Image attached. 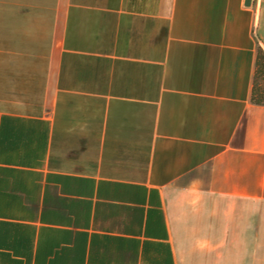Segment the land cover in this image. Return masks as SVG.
Listing matches in <instances>:
<instances>
[{
  "label": "crops",
  "instance_id": "1",
  "mask_svg": "<svg viewBox=\"0 0 264 264\" xmlns=\"http://www.w3.org/2000/svg\"><path fill=\"white\" fill-rule=\"evenodd\" d=\"M264 0H0V264H264Z\"/></svg>",
  "mask_w": 264,
  "mask_h": 264
},
{
  "label": "trees",
  "instance_id": "2",
  "mask_svg": "<svg viewBox=\"0 0 264 264\" xmlns=\"http://www.w3.org/2000/svg\"><path fill=\"white\" fill-rule=\"evenodd\" d=\"M251 100L253 103L264 105V50L261 46L257 47Z\"/></svg>",
  "mask_w": 264,
  "mask_h": 264
},
{
  "label": "water",
  "instance_id": "3",
  "mask_svg": "<svg viewBox=\"0 0 264 264\" xmlns=\"http://www.w3.org/2000/svg\"><path fill=\"white\" fill-rule=\"evenodd\" d=\"M250 0H245V4H249Z\"/></svg>",
  "mask_w": 264,
  "mask_h": 264
}]
</instances>
